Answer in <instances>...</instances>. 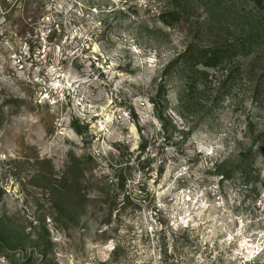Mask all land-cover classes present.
I'll use <instances>...</instances> for the list:
<instances>
[{
  "label": "rangeland",
  "instance_id": "rangeland-1",
  "mask_svg": "<svg viewBox=\"0 0 264 264\" xmlns=\"http://www.w3.org/2000/svg\"><path fill=\"white\" fill-rule=\"evenodd\" d=\"M0 264H264V0H0Z\"/></svg>",
  "mask_w": 264,
  "mask_h": 264
},
{
  "label": "trees",
  "instance_id": "trees-1",
  "mask_svg": "<svg viewBox=\"0 0 264 264\" xmlns=\"http://www.w3.org/2000/svg\"><path fill=\"white\" fill-rule=\"evenodd\" d=\"M127 3L130 0H121ZM125 10V7L122 6L120 10L114 9L112 12L121 13ZM43 11H41L40 17L44 18ZM183 12L180 11L179 7L173 9H168L162 11L159 15L160 21L168 26L175 27L183 20ZM103 23V22H102ZM202 30V29H201ZM237 49L230 45H196L194 47H189L181 55H179V64L184 68H195L197 66H205L208 68H219L220 66H228V64L236 56ZM181 56V57H180ZM240 68L235 65L230 73L227 74V80H233V69ZM229 68H227L228 70Z\"/></svg>",
  "mask_w": 264,
  "mask_h": 264
}]
</instances>
